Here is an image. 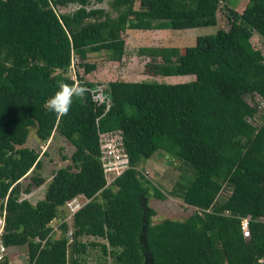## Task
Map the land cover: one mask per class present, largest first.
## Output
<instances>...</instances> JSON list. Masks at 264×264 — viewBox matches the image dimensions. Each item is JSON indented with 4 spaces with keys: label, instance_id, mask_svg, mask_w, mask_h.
Masks as SVG:
<instances>
[{
    "label": "trees",
    "instance_id": "trees-1",
    "mask_svg": "<svg viewBox=\"0 0 264 264\" xmlns=\"http://www.w3.org/2000/svg\"><path fill=\"white\" fill-rule=\"evenodd\" d=\"M58 1L75 9L58 14ZM58 1L0 0L5 246L26 247L29 264H83L95 247L113 264H264V114L257 122L258 104L245 99L264 102V55L251 42L258 35L264 46V0H247L242 12L229 9V28L197 37L193 47L139 50L148 58L146 75H191L193 81L104 85L69 77L73 57L89 74L96 68L87 62L89 53L104 51L110 61H121L126 30L214 26L227 0H139L138 9L136 0H110L115 16L94 6L104 0ZM59 82L85 89L62 116L46 104ZM100 86L105 99L97 102ZM31 128L42 142L57 131L74 147L70 164L53 173L35 204L21 199L44 184L39 174L21 184L42 164L35 149L22 147ZM115 131L122 133L131 167L107 184L100 137ZM158 151L191 170L169 193L195 208L185 220L152 221L149 198L167 195L137 168ZM225 188L228 196L218 200ZM81 195L89 201L73 215L71 240L66 223L53 238L50 223L65 217L60 209ZM241 218L250 219L247 236ZM88 237L105 243L84 242Z\"/></svg>",
    "mask_w": 264,
    "mask_h": 264
},
{
    "label": "rangeland",
    "instance_id": "rangeland-1",
    "mask_svg": "<svg viewBox=\"0 0 264 264\" xmlns=\"http://www.w3.org/2000/svg\"><path fill=\"white\" fill-rule=\"evenodd\" d=\"M58 1V0H56ZM110 0H104L102 3L94 4L97 8H102L115 16V13L110 8ZM247 0H227L222 3L217 12V24L214 26L197 27L192 29L175 30H126L123 34L125 40V52L119 62L110 61L104 51L97 53H89L87 62L95 64L96 68L89 74H85L83 68L79 65V60L73 57L71 66L68 69L67 75L72 79L76 76H81L84 80L94 84L104 85L110 81L122 80L128 82L156 81L164 84H183L191 82L195 79L194 76H149L144 73V65L148 58L141 56L139 50L145 47H177L184 49L193 47L196 38L200 36H208L216 33L218 29L227 30L229 28L228 10L234 9L237 12H242L247 5ZM135 9L139 7V0L135 1ZM75 9V6L68 3L67 6L61 5L58 1L55 10L58 14L68 13ZM255 48L259 49L264 55V46L258 35H254L251 39ZM250 105H257V115L255 120L260 122L261 116L264 114V102L258 97L254 101L250 96L245 97ZM22 147L35 149L42 162L41 168L33 172L30 170L27 175L21 180L22 187H25L31 182V177L39 174L44 179V184L40 187H34L29 194H21V199H27L32 204L41 200L44 196L45 187L50 181L53 173L62 167L70 164V156L74 150L73 145L69 140L55 131L51 137L42 142L37 139L35 130L30 129L28 139ZM138 170L150 180L158 189L167 195L166 199L160 200L153 197L149 198L148 205L156 211L152 217L153 223H158L164 219L185 220L193 214L195 208L188 207L181 199L173 198L169 195L175 182L182 175H190L191 170L182 162L172 159L162 151L156 152L150 159L142 162L138 166ZM229 194V189L225 188L219 195L218 200H224ZM63 208L60 209V214ZM65 212V211H64ZM65 217L58 215L50 226H56ZM53 238H59L61 231L53 233ZM86 243H105L103 240L93 237L83 239ZM8 261L10 264H29L26 247H12L8 249ZM263 262V261H262ZM83 264H113L110 256H103L100 247L90 248L87 255L84 257Z\"/></svg>",
    "mask_w": 264,
    "mask_h": 264
},
{
    "label": "built area",
    "instance_id": "built-area-1",
    "mask_svg": "<svg viewBox=\"0 0 264 264\" xmlns=\"http://www.w3.org/2000/svg\"><path fill=\"white\" fill-rule=\"evenodd\" d=\"M93 97L97 102H102L105 99L102 86L98 88L97 93ZM100 150L99 160L105 173L107 184H110L116 177L120 176L125 170L131 167L128 154L123 145L121 131L102 134L100 137ZM88 201L89 200L83 195L74 197L67 201L63 207L66 214L65 218L62 219L56 226H51V233L53 234L54 232L59 231L60 224L66 223L69 229L67 231V236L71 240L73 215ZM227 214L228 212H226V215ZM249 221V218H241V230L245 236L248 235ZM3 226V214L0 213V264H5V262L8 261V248L5 246L1 238Z\"/></svg>",
    "mask_w": 264,
    "mask_h": 264
},
{
    "label": "clouds",
    "instance_id": "clouds-1",
    "mask_svg": "<svg viewBox=\"0 0 264 264\" xmlns=\"http://www.w3.org/2000/svg\"><path fill=\"white\" fill-rule=\"evenodd\" d=\"M84 91L85 89L82 85H70L59 82L56 90L46 101L47 108L49 111L54 112L57 115H65L73 103V98L82 95Z\"/></svg>",
    "mask_w": 264,
    "mask_h": 264
},
{
    "label": "water",
    "instance_id": "water-1",
    "mask_svg": "<svg viewBox=\"0 0 264 264\" xmlns=\"http://www.w3.org/2000/svg\"><path fill=\"white\" fill-rule=\"evenodd\" d=\"M142 206L143 207H147V203H146V201L145 200H143V202H142ZM145 230V229H144ZM144 238V237H143Z\"/></svg>",
    "mask_w": 264,
    "mask_h": 264
},
{
    "label": "crops",
    "instance_id": "crops-1",
    "mask_svg": "<svg viewBox=\"0 0 264 264\" xmlns=\"http://www.w3.org/2000/svg\"><path fill=\"white\" fill-rule=\"evenodd\" d=\"M188 76H191V75H188ZM193 208V207H192Z\"/></svg>",
    "mask_w": 264,
    "mask_h": 264
}]
</instances>
